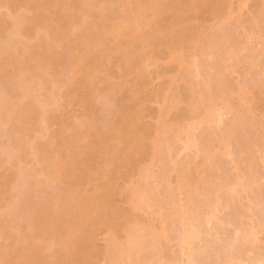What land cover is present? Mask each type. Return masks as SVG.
<instances>
[{
	"label": "bare ground",
	"instance_id": "bare-ground-1",
	"mask_svg": "<svg viewBox=\"0 0 264 264\" xmlns=\"http://www.w3.org/2000/svg\"><path fill=\"white\" fill-rule=\"evenodd\" d=\"M84 1L0 0V7L9 10V14H6L9 16H7L9 18L7 20H10L11 25H13H10L12 28H7L10 27V23L8 22V24L7 20L4 19V14H0V45H2L0 46V51L2 52L0 53V107L1 109L2 107L7 106L6 109L9 107V111L7 110L9 115L15 111L12 114L14 116L10 115L8 120L10 121L11 119L13 125H17L14 126L15 128H12L14 130L11 129L12 133H9L11 138H9L10 147L8 148L13 152L10 154H14V157L17 159L14 163L19 161L20 164L26 163L29 160L31 149L36 151V155H34H40L38 161L40 160V162L46 164L44 175L50 182L56 185L59 191V195L56 198L55 196L50 198L45 193L39 192V183L38 181L34 182L32 184L35 191L34 195H37L35 196L37 199L39 198V203L42 202V205L39 207L40 204L38 203L34 207V205H31L33 202H30L32 207L25 205L26 207L28 206L27 209L26 207L24 209L23 206L19 208L21 210L17 211L18 214H15L16 210H13V204L14 199H17V194L14 195L15 192L13 190L14 187L17 189L16 185L18 184L16 182L20 183L21 180L25 182V179L23 180L20 174V172L22 173V169L20 170L17 164L14 165L15 168H5L7 160L0 159V163L5 166L2 169L4 171L0 174V202L6 201V203L10 202L9 204L13 203L11 208V205L9 206L7 204L5 208L0 209L2 213L0 219L3 218L0 223V237L9 241L8 243L6 241L2 245L0 244V264H92V260L96 259L100 253V250L94 244L95 235L98 230H105L106 232L104 257L108 256V264H120V261H127L129 264H134V260L136 261L139 257L143 256V253L147 250L145 243H147L146 238L148 236L146 235H149L153 239L150 238V240L148 239L149 241L157 242L158 240L159 242L160 239L167 237L171 233H169L171 230L166 227L168 222L165 220V217H160L159 219L156 217L158 219L157 221L161 219L159 223L155 221L159 227L154 224V226H151L152 223L147 221V219L149 217L152 218V215H155L154 212H148L151 216L145 214L143 218L147 219H140L142 221L139 222L135 216L137 213L135 215L132 213L135 217L131 219L132 214L130 213V216V214L122 212L116 206L115 202V196L118 193H126L127 203L130 205L129 209H131V212H138L144 211L145 208L150 210L153 207L150 203L154 199L158 203V198L162 197L161 194H163L164 189L162 188L163 191L160 192L161 189L151 188V184L149 183V175L151 172L149 173L150 169L148 165L133 162L134 155L152 152L150 159L152 161L151 164H153L157 160V155L160 154V149L163 146L165 147L171 140L181 141L182 134L185 133L188 136L185 145L188 150L202 143L200 140L201 135L199 137L194 132L197 129L196 124L199 125L198 119L197 122H193L194 120L187 118L188 122L183 118L179 121L182 122L185 119L186 126L179 122L181 124L180 126L178 122H175V124H172L178 126L173 127L170 124L172 126L170 127L167 122H161L164 116L163 114H165L162 106H160L161 109H158L157 112L160 122L155 128V134L153 133L152 135L151 130L149 131L148 127L145 126L143 120L148 113L146 102L150 100L149 97L143 95V87L148 80L147 78L150 77L146 68L151 64L157 65L160 58L158 51L155 49V45L156 47L163 46V41H167L166 43L169 42L167 44L169 50L166 53L168 61L174 63L179 72L185 71L188 74V78L191 77L190 75L193 74V70L196 71V69L197 71L199 69V74L202 76L198 63L200 61L201 64L200 57L203 52L202 47L204 48L205 45L206 34L201 33L202 35L199 36L195 34V30L192 27H184L189 17L188 15L192 13L195 17L206 20V18L215 17L223 10V18L225 19L222 20L226 21L234 16L235 11L233 16L232 12L233 9H237L234 7L236 3L239 7L237 12H241L245 4H247L245 2L248 0H238L236 2L235 0H86V3ZM118 5L123 7V13L109 17L108 12L110 7ZM17 8H19V12H21L20 9L23 12L18 15H16L17 12L13 13L14 9ZM11 29H14L13 32L16 31L20 37L27 39V41L28 39L30 41L33 40V42L31 41L32 45L41 43V54L35 59V61L37 60L35 64L36 68L43 69L48 65H55L61 70L57 73L58 75L54 82L52 81L53 83H49L48 80V83L45 81L47 84L45 82L40 84V86L43 85L42 89L45 88L44 90H47V96H45L47 101L45 103L47 105L48 101H50L49 103H51V99L53 101L55 86L52 85H55V83L65 87L67 90V93H65L68 99H76V101L91 108V101L95 89L99 84L105 82L102 74L107 73L111 76V80H116V82L112 80L114 82L112 84L108 83V87L104 84L109 93L114 92L112 96L114 100L112 101L116 104V110L113 112L110 122L99 127L98 120L90 114L84 123L82 122L83 127L80 125V128L77 127V129H74L72 131L73 134L60 136L58 133L57 136L55 135L52 138V144L49 143L48 146H41L37 142L34 144L35 146L33 145L34 147L30 146V149L26 142L27 133L32 128L36 129V125L38 126L40 122L45 123L43 115L45 108L43 107L42 114H40L41 112L31 102L32 98L30 97H33L31 96L33 89L27 85V81L22 82L21 80V83H19V85L23 84L21 85L22 88L19 87L21 91L15 89L17 86H15L14 91H11L13 89L10 83L12 80L10 79L9 82L10 77L8 78V75L12 74L14 76V74H20L23 71L25 65L23 63L26 58H24V54L25 52H29L26 51L28 47H24L26 49L25 52L23 47L19 49L16 44L19 43L17 40H14L12 44V40L9 41L11 45L16 41L13 46L5 42L8 40L4 41V33H6V30L10 31ZM75 31L77 32L76 37H73L72 35L75 34ZM16 32L15 35L18 36ZM203 35L205 37L204 39L202 37ZM34 41H37V43L34 44ZM219 41H222L219 42L220 44H224L223 39ZM185 43L186 46H184ZM6 47L10 49L5 50ZM55 47L64 48V52L67 51L66 54H69L68 59H64V62L63 60H59L55 52ZM232 50L233 48L231 52L235 57L238 58L239 56L240 58L239 52L235 48ZM94 56L96 60L92 61ZM110 56L112 60L113 58L119 59L120 57V60H117L121 61L118 69H112L107 65L106 61ZM232 57V55L229 56V59L231 60ZM65 68L67 71H65ZM146 71L147 73H145ZM191 81L186 78L184 85H186L187 90L193 93L199 92L197 95L198 105L204 106L205 108L201 114L202 116L200 115L201 125L202 123L211 124L216 120V117L221 116V113L225 115L232 113L230 103L223 112L218 113L214 108L212 99H210L213 97L212 87L210 89L209 85V87H206V84L202 82H198V85H196L197 83L192 81L195 84H191ZM174 82L173 79L169 81L165 91H171ZM48 84L50 85L49 87ZM86 89L89 90V93H85ZM105 89H103V92H108ZM117 91L128 92L129 96L116 98L114 96ZM161 92L162 89L157 90L154 97L158 98ZM16 94H18L20 100L27 101V104L22 107L20 106L16 110H11L10 106L13 105L11 101L15 98L18 99ZM10 97L14 99L12 98L11 100ZM163 98L167 101L166 95ZM206 99L209 100L207 103H205ZM28 101L30 102L28 103ZM63 106L65 107V105L61 104L62 109L59 108L58 115L54 116L55 119H62L61 117L66 115V107L64 108ZM247 109L248 114L254 116L249 101L247 103ZM10 110L12 111L11 113ZM223 114L222 117L225 116ZM233 116L235 124L239 120H246L245 117L239 118L235 114ZM4 117L1 116L0 120H2L0 123L5 122ZM6 118H8L7 115ZM165 124L171 128L170 131L168 129L169 127ZM174 128H177V130ZM228 143V138L220 139L218 147L207 153V156L204 154L205 152L200 151L202 155H199L203 156V158L204 155L206 156L204 161L209 160V163L207 161L205 163H203L204 161L202 162L203 167H200L202 168V173H200V169L192 170L187 168L182 170L181 165L173 161V171H171L172 173H176V176L173 173L176 179L174 178L175 181L171 180L172 182L168 181V185L170 182V188L168 189L167 197L170 194V190H172V198L169 197L172 201L178 203L179 201L176 202L177 199L174 196L176 192L180 191L179 194L176 193L175 197L178 200L180 199L178 204L181 206L183 203L184 206L177 209V205L174 207L172 205L171 209L173 211L176 209L175 212L177 214L175 218L179 217L182 220L181 225H184L182 226V233L180 232L181 235L179 234V237L181 238L180 242L183 248L186 251L188 249L187 253L193 251L192 247L189 250V245L195 239L194 237L198 236V232L196 233L194 228V231L192 230V223L190 222V225H188L189 220L192 219V215L195 214H193V209L195 211L197 209L198 212L196 214L199 213L198 208H194V206H197L200 196L202 198L204 195L201 192L202 189H200L201 183L198 181L203 180L204 176L206 177L207 168L213 166L211 161L217 156V153L224 152L229 148ZM67 145L70 146L68 147ZM58 146L66 147L69 150L72 148L76 150H87L90 155L75 163L74 159L70 156L62 158L57 150ZM38 151H41L39 152L40 154H37ZM10 154L9 156H11ZM92 154H102L105 157H103L104 161L99 162V159L97 160ZM230 154L235 156L233 152H230ZM9 160V163L12 161L11 166H13L14 159L11 158ZM3 161L5 164H3ZM131 162L136 167L132 171L127 170L125 185L120 186L117 178ZM202 164L199 166H202ZM198 173L199 176L201 175L200 180H198L199 177L197 178ZM255 179L257 180V178ZM255 181L251 183V180H247L244 183L245 185L243 184V188L244 186L247 187L248 185L246 183H248L250 185L249 189H251L257 183ZM86 187H89V189L86 190ZM174 187H177L175 189L177 191L175 192H173ZM165 194H167V191ZM216 199L219 203L220 199L218 196ZM156 202L153 203L156 205ZM133 218L135 219L133 220ZM212 218L214 219L215 217L212 215ZM212 218L211 220L209 218V220L212 221ZM146 221L149 223H147L148 225ZM155 226L157 227L155 228ZM260 227L262 229L264 228V226ZM255 230L253 229V232L250 229V232H246L247 237L245 235L246 239H248L247 241H250L254 245L258 242ZM24 231H26L23 238L24 243L20 246L18 245V239L15 238V232L22 233ZM142 231H145V237ZM156 242H153V245ZM153 245L150 248H154V251H156V248L162 249L160 247L161 245L159 246L157 244L159 248L155 247L156 245L153 247ZM50 250L51 252L53 251V254L51 253L52 255L48 253ZM156 252L158 255L161 251L157 250ZM190 252L188 255H192L193 252ZM160 259L159 262H162L163 259ZM228 264L235 263L233 260H230Z\"/></svg>",
	"mask_w": 264,
	"mask_h": 264
},
{
	"label": "rangeland",
	"instance_id": "rangeland-1",
	"mask_svg": "<svg viewBox=\"0 0 264 264\" xmlns=\"http://www.w3.org/2000/svg\"><path fill=\"white\" fill-rule=\"evenodd\" d=\"M85 1L84 3H86ZM236 1L238 0H235V2ZM245 3L247 4H245L244 9H242L241 12H237L239 7L236 3L234 7H236L237 9H233V12L231 11L232 16L235 11L234 16L232 18L230 17V20L228 19L226 21H223L225 19L223 18V10L219 12L215 17H210L208 19L206 18V20L199 19L192 13L188 15L189 17L184 24V27H192L193 30H195V34L199 36L202 35L201 33L206 34V38L204 37V35L202 36L203 39L205 38L204 48L202 47L204 54L202 52L201 57L199 56L201 58V64L200 61L198 63V66H200L201 69L200 72L202 73V76L201 74H199V69L197 71L196 68H193L196 69L197 72L193 70V74H191V77L188 78V74L185 73V71L179 72L174 63L168 61V59L166 58V53L169 50L167 48V44L169 42L166 43L167 41H163V46L156 47L155 45V49L158 51V55L160 56V58L157 65L151 64L146 68V70L150 74V77L147 78L148 80L143 87V95L149 97L150 100L146 102L148 113L145 115L143 122L145 126L148 127L149 131L151 130V133L153 135L154 131L156 130L155 128L157 124H159L160 122L157 112L158 109H161L160 106H162L164 108L165 114H163L164 116L162 117L161 122H167L169 126L172 123L175 124V122H178L180 126L181 124H184L186 126L187 123L185 124V119L187 121V118H189V120L192 119L194 120L193 122H197L198 119L199 125L193 123L197 125V129L194 132L199 137L201 135L200 140L202 141V143L199 142L201 144L196 145L197 147L188 150L185 146L188 136H186L187 134L185 133L186 135L182 134L181 141L171 140L169 144H167L168 147L167 145L165 147L163 146L164 149H162L163 147L160 149L161 152L159 155H157V160L153 164H151L152 161L150 159V155L152 152H146L141 155L133 156V162L148 165L150 169L149 173L151 172L149 175V183L151 184V188L161 189L160 192L163 191V188L164 191L163 194H161L162 197L159 196L160 198H158V203L156 202L157 200L155 201V199L152 201V203H150V205L153 206L150 208V210L145 208L144 211L142 210L138 212H131V209H129L130 205H128L127 203V194L122 192L118 193L115 196L116 206L119 207L122 212L127 214L134 213L135 215V213H137V215L135 216L138 218L136 219L139 220V222L142 221L140 219L146 220L147 216H151V214H149L148 212H154L155 215H152V218L149 217V220L147 219V221L152 223L151 226H158V223L161 219L159 221L157 220L160 217H165V220H167L168 222V226L166 225V227L171 230L169 231V233L171 232V235L169 234L170 237L167 238L169 236L168 235L167 237H165L166 239H160L159 242L158 240L157 242L149 241L151 237L149 235H146L145 231H142L144 237L145 235L148 236L146 238L147 243H145V247L147 248V250H145L143 256L139 257L136 261L134 260V264H228L230 260H233L235 264H264V228L262 229V227H260L264 226V0H248ZM6 10L8 9L0 7V14H4V19L7 20L9 16L6 14H9V10ZM20 11L21 12H19V8H17L14 9L13 13L17 12L16 15H18L23 12L21 9ZM119 13H123V7L119 5L110 7L108 12L109 17H112L113 15H117ZM1 17L3 16L1 15ZM254 18L256 19V21H254ZM7 23L9 24V26L12 24L10 20H7ZM11 26L7 28L10 29L12 28ZM13 30L14 29H11L10 31L6 30V33H4V41L8 40L5 42L10 44L9 41L12 40V44L14 40H17V42H19L16 43L15 41V43L18 45L17 47L19 49L23 47L24 52L26 50L25 48L28 47V50L26 51L29 52H25L24 54V58H26L24 59L25 62L23 61V64H25L23 71H21L20 74L18 73L19 75L17 73V75L14 74V76L12 74V76L8 75V78L10 77L9 82L10 79L12 80L10 82L12 84L11 87H13L11 91H14L15 86L18 87H16L15 89L21 91L20 88H22L21 85L23 84L19 85V83H21V80L22 82L27 81V85H29L30 88L33 89V92L31 93V96L33 97H30L32 98L31 102L34 103V105L37 107V110L41 112L40 114H42L43 107L45 108L43 113L45 123L40 122L38 126L36 125V129L32 128L27 133L28 136L26 138V142L28 143L30 149V146L34 147V144H36L37 142L41 146H48L49 143H51L52 138H54L55 135L57 136L58 133V135L60 136H68L71 135V133L73 134L72 131H74V129H77V127L80 128V125L83 127L82 122L84 123L87 116L90 114H92V116L96 120H98L99 127H102L103 125H106L108 122H110L113 116V112H115L116 110V104L114 103V101H112L114 100V98L112 99L114 92L112 91L113 93H109L105 85H107L108 87V83L112 84L114 83L113 81L116 82V80L112 79V81L111 76H109V74L107 73L102 74L105 82L102 81L104 83L99 84L95 89V93L91 101V108H88L87 105L76 101V99H68L66 97L67 90L65 89V87H62V85L55 83V85H52L55 86L53 101L51 99V103H49L50 101H48L47 105L45 103L47 90L45 91V88L42 89L43 85L40 86V84H43L45 81H47L48 83V80L49 83H53L57 78V73L61 70L58 66L55 65H48L43 69L36 68L35 64L37 63V60L35 61V59H37L39 57L38 55L41 54V43H38V46L32 45L33 40H31L32 42L29 39L27 41V39L20 37V35L16 31L13 32ZM15 32L18 34V36L15 35ZM74 33L75 36H72L76 37L77 32L75 31ZM220 39H223L224 44L219 43L222 42L219 41ZM15 43H13V45ZM36 43L37 41H34V44ZM10 45L8 46L7 44L8 47H10ZM184 46H186V43L184 44ZM8 47H6L5 50L10 49ZM232 48L233 50L235 48L236 51L239 52L238 54L240 55V58L239 56L238 58L235 57V55L231 52ZM64 50V48L62 49L61 47H55V52L58 55L59 60H63V62L64 59L69 57V54H66L67 51L64 52ZM0 53L2 52L0 51ZM231 55L233 57L230 60L229 56ZM110 58L111 56L108 57L106 61L107 65L112 69H118V66L121 65V61L117 60H120V57L119 59L113 58V60L112 58L111 60H109ZM95 60L96 57L94 56L92 61ZM65 71H67L66 68ZM147 71L145 73H147ZM186 78L188 80L196 82V85H198V82H202L206 84V87L208 85L210 86V89L212 87L211 91L213 97H211L210 99H212L214 108L217 110V112H223L226 106H228V104L230 103V110L232 113H229L228 115L221 113V116H218V118L216 117V120H214L211 124L208 125L202 123L201 125V114L204 112L203 110H205V108L204 106L198 105L197 95L199 94V92L193 93L190 90H187L186 85H184V81ZM172 79L173 81H175L172 84V89L171 91L166 90L168 91L166 92L165 89L167 87V83ZM193 82L191 84H195ZM47 83L45 82V84ZM27 85L25 86L27 87ZM49 86L50 85L48 84V87ZM104 86L108 92H103V89H105ZM159 89H162V92L160 93L158 98H155L154 94ZM85 93H89V90L86 89ZM115 94L116 95L114 97L116 98L121 96H129L128 92L125 91H117V93L115 92ZM165 95L167 97V101H165L163 98ZM16 97L18 98V94H16ZM10 98L12 100L13 97ZM62 98H64L65 100ZM207 99L205 100V103L209 101ZM14 100L11 101L13 103V105H11L13 107L10 106L11 110H16L20 106L22 107L27 104V101L24 102L20 100V98H15ZM248 101L250 102V106L254 116L248 114ZM11 102L10 104H12ZM29 102L30 101H28V103ZM196 103L199 107L196 105ZM61 104L65 105L66 107L65 108L63 106L67 111L66 115L64 117H61L62 119H55L54 116L58 115V111L62 109ZM6 107H2V109L0 107V118L1 116L4 117V115L5 117L6 115L8 116V118L6 119L4 117L5 122L0 123V159L7 160L6 164L4 162L5 160L3 161V164H5L6 167L3 166L2 163H0L3 166L2 168V166L0 165V174L4 171L2 170L4 169V167H14V165L16 164L19 166L20 170L22 169V173L20 172V174L23 177V180L25 179V182H22V180L20 179L22 177L20 176L19 179L21 181L20 183L16 182V184H18L16 185L17 189L14 187L13 190L15 192L14 195L17 194V199H14V204L12 203L13 201L11 202L13 204V210H16L15 214H18L17 211L21 210L19 208H22L24 206L25 209V205H29V207L31 205H34V207H36L40 202L39 198L37 199L36 197L37 195H34L35 191L32 185L34 182L38 181L39 192L45 193L50 198H53L54 196L56 198L59 195V191L56 185L50 182L44 175L46 164L40 162V160L38 161L40 155L35 156L36 151L32 149L30 150L32 154L30 153L29 160L26 161V163L24 162L20 164L19 161L17 163H14L17 159L14 157V154H10L12 151H10L8 147H10L9 138H11V136H9V133H12V130H14L12 128L16 124L13 125L11 119V122L8 119L9 116L12 115L15 111L12 112L10 110V113L12 112V114L9 115V107L7 109ZM222 114L223 116H225L222 117ZM234 114L239 118L245 117L246 120H239L235 124L233 120ZM183 118L185 119L180 122L179 120ZM177 126L178 125H173V127ZM170 127L168 128L169 131L171 129ZM174 129L177 130V128ZM223 138H228L229 148L224 152L217 153V156H215V158H213L211 161L213 163V166L211 167L207 164L210 168L207 166L208 171L206 173V177L204 176L205 179H201L202 182L198 181L199 183H201V185L199 184L201 188H199L202 189L201 192L204 195L202 196V198L200 196V200L198 199L199 201L197 203V206H194V208H198L199 213L196 214V212H198L197 209L196 211L195 209H193V214H195L192 215V221L189 220L188 225H190V222L192 223V230L194 231L195 229L196 233L198 232V236L194 237L195 239L193 238L194 240L191 241L192 243L190 242L191 245H189L190 248H188L190 250L192 247L193 253L189 251L190 253H192V255H188V249L186 251L185 248H183V245H181L182 243L180 242L181 238L179 237L182 233V226L184 225H181L182 220L179 217H177L179 219L175 218L177 214L175 212L176 209H174L175 211L171 209L172 205L173 207L177 205V209L181 206H184L182 202L180 206L178 204L180 202V199L178 200V198L175 197L176 193L179 194L180 191L176 192L175 196L173 195L174 198L177 199L173 200H176V202L179 201L178 203H175L171 200L173 194L171 193L172 190H170L171 195L169 194L171 198L169 196V198L167 197L169 191L168 189L170 188V182L168 185V181H175L176 179V173L173 172L175 175L174 176L172 173V167L176 162L178 165H181L182 170L187 168L192 170L200 169L201 172H199L202 173V168L200 167H203L202 162L207 156V153L218 147L220 139ZM8 144L9 146H7ZM40 145L38 146L40 147ZM57 150L62 158H64L65 156H70L74 159L75 163H78L81 159H85L90 155L89 151L83 149L76 150L72 148L69 150L66 147L58 146ZM200 151L203 153L205 152L204 154H206V156L204 155V158L203 156H201L202 154L200 153ZM39 152L41 151H38L37 154ZM230 152H233L235 156L231 154L229 155ZM9 154L11 156H9ZM92 156L97 160L99 159V162L104 161V156L102 154H92ZM11 158L14 159L13 166H11L12 161L11 163H9V159ZM205 161L203 163H205ZM133 162H131V164L124 171H122L120 176L117 178V182L120 186L125 185V180L127 179V170L132 171L136 167ZM201 164L202 166H199ZM189 166L192 168H190ZM196 166H198V168H196ZM200 176L198 173V180H200ZM252 178L254 179V181L256 180L255 178H257V183H255V185L251 187V189H249L250 185L246 183V185H248V189L245 186L244 188H246L247 190L244 189L243 184L247 182V180H251V183H254ZM167 186L168 188H166ZM176 188L177 187L173 188V192L177 191L175 190ZM88 189L89 187H86V190ZM166 191L167 194H165ZM217 196L220 199L219 203L216 199ZM171 201L173 202V204ZM3 202H0V209L5 208L7 204L9 206L11 205L10 208L12 207V204H9L10 202ZM30 202L33 203L31 204ZM153 202H156V205ZM41 203H39V207L42 205ZM27 208L28 206L26 207V209ZM1 214L2 213L0 210V216ZM145 214H149L145 217L146 219L143 218ZM212 215L215 217L214 219L212 218ZM135 216H133L132 214L131 219ZM156 217L158 219H156ZM209 218L210 220L212 218V221H210ZM2 219H0V223L2 222ZM134 219L135 218H133V220ZM147 221L146 224L148 223ZM155 221H157L158 223ZM143 222L145 223V221ZM153 222H155L156 224ZM157 226H155V228ZM250 229L252 231L253 229H256L255 231L257 233L258 242H256L255 245L250 241H247L248 239H246V232H250ZM105 233V230H98L95 235L94 244L95 247L100 250V253L96 257V259L92 260V264H108V256L104 257L106 249ZM25 234L26 231L22 233L15 232V238L18 239V245H23V238ZM6 241L7 240L0 237L1 245L6 243ZM8 242L9 241H7V243ZM153 242H156V244L154 243L153 245ZM157 244L159 246L161 245L160 247H162V249L156 248V251H161L158 255L156 254L157 252L154 251V248V250L151 249L152 245L153 247L155 245V247H158ZM48 253L49 255L51 253L53 254V251L51 252L50 250L48 251ZM160 258L163 259L162 262H159V260H161ZM119 263L129 264L127 261H120Z\"/></svg>",
	"mask_w": 264,
	"mask_h": 264
}]
</instances>
